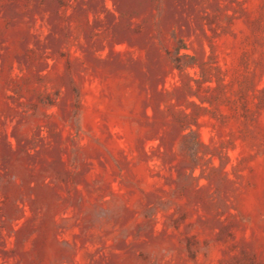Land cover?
<instances>
[{
    "label": "rangeland",
    "instance_id": "374dc122",
    "mask_svg": "<svg viewBox=\"0 0 264 264\" xmlns=\"http://www.w3.org/2000/svg\"><path fill=\"white\" fill-rule=\"evenodd\" d=\"M0 264H264V0H0Z\"/></svg>",
    "mask_w": 264,
    "mask_h": 264
}]
</instances>
